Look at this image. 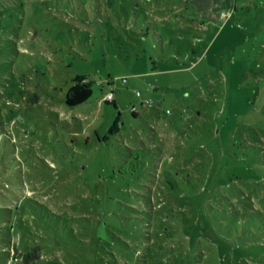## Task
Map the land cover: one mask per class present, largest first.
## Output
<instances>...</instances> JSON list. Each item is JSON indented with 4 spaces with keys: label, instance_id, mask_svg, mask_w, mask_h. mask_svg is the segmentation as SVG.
<instances>
[{
    "label": "rangeland",
    "instance_id": "374dc122",
    "mask_svg": "<svg viewBox=\"0 0 264 264\" xmlns=\"http://www.w3.org/2000/svg\"><path fill=\"white\" fill-rule=\"evenodd\" d=\"M244 196L264 211V0H0V264H264Z\"/></svg>",
    "mask_w": 264,
    "mask_h": 264
},
{
    "label": "trees",
    "instance_id": "16d2710c",
    "mask_svg": "<svg viewBox=\"0 0 264 264\" xmlns=\"http://www.w3.org/2000/svg\"><path fill=\"white\" fill-rule=\"evenodd\" d=\"M92 95L91 84L89 80L83 76L77 78L75 82L69 87L66 95H65V104L68 107H77L85 103L90 96ZM31 102H36L38 97L35 95L31 99ZM133 116H137L136 112L131 111ZM173 171H167L165 175L166 184L170 185V188L173 189V185L175 184ZM178 178L184 179L183 175H180L178 172ZM264 200V199H263ZM239 205L242 206V211H236L233 209L234 214H237L242 219V224L245 229L251 233H264V211L254 209L252 206L251 200L248 197H239ZM15 249V259L20 260L23 264H36L37 260L40 258L41 247L31 246L24 247L22 250L18 248L16 245L13 247Z\"/></svg>",
    "mask_w": 264,
    "mask_h": 264
},
{
    "label": "built area",
    "instance_id": "2783aa9c",
    "mask_svg": "<svg viewBox=\"0 0 264 264\" xmlns=\"http://www.w3.org/2000/svg\"><path fill=\"white\" fill-rule=\"evenodd\" d=\"M137 95L139 96V92L137 93ZM106 100H112V95L111 94H108L107 97H106ZM144 103L147 105V104H151L149 101H144ZM131 111L133 112H137V108L135 106L132 107Z\"/></svg>",
    "mask_w": 264,
    "mask_h": 264
}]
</instances>
